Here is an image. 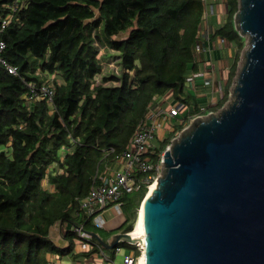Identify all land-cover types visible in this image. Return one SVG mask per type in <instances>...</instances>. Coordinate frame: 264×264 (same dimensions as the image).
<instances>
[{
	"label": "trees",
	"instance_id": "trees-1",
	"mask_svg": "<svg viewBox=\"0 0 264 264\" xmlns=\"http://www.w3.org/2000/svg\"><path fill=\"white\" fill-rule=\"evenodd\" d=\"M227 3V18L212 36L238 48L220 77H227L223 96L202 108L187 76L200 70L194 47L209 23L206 0H0L1 55L19 71L0 61V264H50L53 254L74 256L75 239L83 238L72 227L65 233L69 244H55L50 230L57 223H82L104 240L134 228L148 185L124 192L126 219L113 230L96 226L81 201L104 165L127 148L157 97L171 92L188 110L166 138L149 147L150 160L158 159L190 115L226 102L245 44L234 20L239 0ZM102 46L107 54L117 52L111 55L120 59V74L97 78ZM30 82L52 84L53 105L31 97ZM91 241L83 254L102 247L95 236ZM119 245L135 257L140 253L136 244Z\"/></svg>",
	"mask_w": 264,
	"mask_h": 264
},
{
	"label": "water",
	"instance_id": "water-1",
	"mask_svg": "<svg viewBox=\"0 0 264 264\" xmlns=\"http://www.w3.org/2000/svg\"><path fill=\"white\" fill-rule=\"evenodd\" d=\"M235 16L251 37L236 99L165 149L141 242L88 232L107 249L139 244L144 264H264V0H240Z\"/></svg>",
	"mask_w": 264,
	"mask_h": 264
},
{
	"label": "built area",
	"instance_id": "built-area-1",
	"mask_svg": "<svg viewBox=\"0 0 264 264\" xmlns=\"http://www.w3.org/2000/svg\"><path fill=\"white\" fill-rule=\"evenodd\" d=\"M207 1V0H206ZM211 10L214 6L211 5ZM8 22L5 19L2 22V28ZM207 32L203 29L200 33V40L196 42L194 49L196 53L202 52L206 53V48L203 41L206 37ZM5 47V41L0 39V61H2L8 70L12 73H19L18 68L7 62L4 57H2L1 52ZM209 57V56H208ZM204 58H206L204 56ZM205 60V59H203ZM208 75L203 70L198 72H192L187 76L188 82H193L196 77L203 76L204 84L209 86L210 90L213 88V81L215 71L214 68L209 69ZM31 91L34 93L31 97H44L47 98L51 105L54 102V86L52 84L43 83L37 85L34 82L28 83ZM187 107L184 101L172 102L169 106H160L159 114H168L173 117H178L182 111ZM202 107V106H201ZM203 108V107H202ZM200 114L190 115L189 120H195L199 118ZM202 115V114H201ZM158 112L155 110L148 109L145 116L140 120L139 125L131 137L127 148L123 153L117 156L116 160L111 163H118L120 168L114 170L110 174H101L97 181H95L90 189V192L81 201L82 209L90 216L94 224L98 227L105 226V218L101 214V211L109 205H114L118 210L122 209L123 201L121 199L124 192H133L142 189L144 185H148V188L156 179L157 174L161 172L164 167V151L159 154L158 159L150 160L147 155L149 147L154 146V139L157 136V126L159 122L157 121ZM168 146V145H167ZM72 227L77 231L78 235L83 238L84 244L92 243V235L88 233L84 228L83 224L72 225ZM140 246V245H139ZM101 251L104 252L103 248ZM122 250V246L117 244L115 247V252L118 253ZM137 257L133 253L124 254L125 264H137L135 263Z\"/></svg>",
	"mask_w": 264,
	"mask_h": 264
},
{
	"label": "crops",
	"instance_id": "crops-1",
	"mask_svg": "<svg viewBox=\"0 0 264 264\" xmlns=\"http://www.w3.org/2000/svg\"><path fill=\"white\" fill-rule=\"evenodd\" d=\"M211 5H212V3H211ZM214 18L215 17L213 15H211V17H210L211 21ZM226 18H227V15H226ZM221 23H224V22H215L214 28L216 27V25L221 24ZM209 25H210L209 23H208V25L207 24L205 25L204 29L206 32L209 31V27H210ZM213 30H212V33H208L207 38H205L203 41V44L206 48V53L205 52H204V54L203 53L201 54L200 52L198 53L200 70H202V68H204L205 71L207 72L206 75H208V72H209L208 65H210V62L207 64H203V62H204L203 55L205 57H207V55H208L209 57H211L212 60H215V58H217L216 61L219 62L220 61L219 58H221L222 55H225L228 53L230 54V52L227 53V51L225 49H221V51H220V49L217 48L216 44L212 48V42L216 43L215 40L217 38V37L213 38V36H212ZM209 49H211V51L208 52ZM212 49H213L214 53L212 52ZM100 54H101V52H100ZM212 54H213V58H212ZM217 54H218V56H217ZM213 68H215V67H213ZM218 68L219 67H217V70L220 73V70ZM218 72H217V74H218ZM47 76H48L47 79H50V78H52L53 75L52 76L47 75ZM215 76L216 75H214V77ZM219 76L221 77V73L219 74ZM217 78L219 80L221 79L219 77H217ZM199 83H202V81L199 80L198 84ZM187 85H188V88H190V90L197 93L198 97L206 98V100H207V98L209 96H211V94L214 91L215 79L213 81V89L212 90H209L207 88H203L202 86H195L196 84L194 82H188L187 81ZM204 86H206V85H204ZM215 90H217V89H215ZM202 98L200 100H202ZM175 101H177V100L171 95V92H170L166 95L157 97L156 100L154 101V103L149 107V109L151 111L155 110L158 112L157 121L159 122V124L157 126V136L156 137H158L159 139H164V137H166V135L168 136V134L171 132L170 129H172V124H169L168 122H172L174 125L177 122V120H179V118L181 119V117H183L184 115L187 114L188 105L182 111L180 116H178V117H173V116H170L168 114H159L160 106L167 107L172 102H175ZM118 168H120V165H118V163H106L101 170V174H103V175L110 174ZM117 210H118L117 207L112 204V205L107 206L105 209H103L101 211V214L105 218V226L103 227V228H105V230L108 231V230L116 229L124 223L126 218H125V215H124L122 209L118 210V212H117ZM71 228H72L71 223H57V224H55L50 230V236H51L52 240L55 242V244H57L59 246H67L69 244V239L65 236V233H66L67 229H71ZM113 234L110 237L111 239H112ZM110 238L108 240H111ZM91 245L92 244H90V243H88L86 245L81 240L75 239V245L73 248L74 256H72L71 254H68V255L53 254L50 256V261H51L50 264H114V262H115L114 258L118 253L113 251V249L107 250L105 248L104 252H102L100 247H99V249L96 252H92L89 255L83 254L84 252L90 251ZM120 252L123 253L122 250ZM127 252L132 253V250L129 251V250L125 249L124 254ZM123 262H124V260H123Z\"/></svg>",
	"mask_w": 264,
	"mask_h": 264
},
{
	"label": "rangeland",
	"instance_id": "rangeland-1",
	"mask_svg": "<svg viewBox=\"0 0 264 264\" xmlns=\"http://www.w3.org/2000/svg\"><path fill=\"white\" fill-rule=\"evenodd\" d=\"M211 3L214 6L213 10H211L212 9L211 8ZM239 7H240V0H239ZM227 11H228L227 0H207V13H208L207 14V18H209V24H210L209 26L210 27H209V31H207L206 37L208 36V33H212V30L214 29V25H215L214 23L215 22H225ZM211 15H213L215 17L214 18L215 20L214 19H213L214 21L212 20L213 22L210 19ZM235 15H236V13H235ZM234 20H235V25L238 28V21H237V17L236 16H234ZM238 30H239V28H238ZM241 35L245 36V44H244L242 50L240 51V57H239V59L237 61V69H236L235 75L233 77V81H232V84H231V87H230V92H229L228 99L223 104V106H221L219 109L211 111V112H208V113H203L202 115L200 114V115H198V116H200L198 119H195V120L190 119L189 122L185 125V127L183 126L180 130L177 131V133H175V135L172 137V139L170 140V142H169V144H168V146L166 148H170V146H172V144L175 141L179 140L185 133L190 131L194 127L196 122H198L199 120L208 119V118H210L211 116H214V115L221 114V112L224 109L229 108L232 105V103L234 102V100L236 99V94H235L234 88H235L236 83H237L238 75H239L242 67L246 63V51L249 49V47L251 45V37H250V35L248 33L247 34H241ZM118 36L119 35L115 36V38H118ZM102 41L103 42H107V37H105V34H103V33H102ZM215 41H216V43L212 42V48L216 44L217 48H219L220 51H221V49H225L227 51V53L230 52V54L228 53L229 55L228 54L222 55V57L219 58V60H220L219 62L216 61L217 58H215V60H212L211 57H208V55H207L206 58H204L205 60H204L203 64H207V63L210 62V65H208V67H209V69H212L213 67H215L214 71H215V75L216 76L214 77L215 85H214L213 93L211 94V96H209L207 98V100H206V98H202V107L203 108H205L209 104H215L223 96V93H224L223 92V90H224L223 86H224V84L226 82V78L227 77L225 79L219 80L217 78V72H218L217 67H219L218 69L220 70L221 76L224 78V76H226V74L229 71V68L231 66V62L234 61V56H235L237 48H238L237 46H235V44H232L230 41H228V40H226L224 38H221V37L220 38L217 37ZM105 51H106V48L104 46H102L101 47V60H102V63H103V70H102V74L98 75V77H97L98 79L101 78V75H108V74H113V73L120 74L121 73V65H120L119 57L112 56L114 54H117V52L112 51V52H109L110 54H107V53H105ZM209 51H211V49H209L208 52ZM212 52H213V49H212ZM217 56H218V54H217ZM212 58H213V54H212ZM202 70H203L204 73H207L204 68H202ZM225 71H226V73H225ZM223 74H224V76H223ZM205 76H206V74H205ZM219 78H220V76H219ZM199 80L202 81V83L198 84ZM193 82L196 84L195 86H202L203 88H207L206 86H204L205 84L203 83L204 82V77L203 76L196 77L193 80ZM207 89L210 90V88H207ZM215 89H217V90H215ZM178 121L179 120H177V122ZM168 123L172 124V129H170V130H173L174 129L173 128L174 127L173 123L172 122H168ZM166 137H167V135H166ZM166 137H164V138H166ZM154 142L158 143V138L157 137L154 139ZM165 169H166V164H164V167L161 170V172L157 174V177H156L157 179H159L161 176H163V174L165 173ZM149 189H150V186H149L148 190ZM145 196L141 200L140 205H139V207L137 209V217L139 215L141 203L144 200ZM117 212H118V210H117ZM137 217H136V219H137ZM136 222H137V220H135V224H136ZM136 245L138 246V250L140 251V253L137 256V260H136L135 263L139 264V258H140V255H141V247L139 246V244H136ZM122 248H123L122 249L123 253L122 252H118V254L114 258V261H115L114 264H125V262H123V260H124V255L123 254H124V250L126 249V247H122ZM129 251H131V250H129ZM132 253L134 254L133 251H132Z\"/></svg>",
	"mask_w": 264,
	"mask_h": 264
},
{
	"label": "bare ground",
	"instance_id": "bare-ground-1",
	"mask_svg": "<svg viewBox=\"0 0 264 264\" xmlns=\"http://www.w3.org/2000/svg\"><path fill=\"white\" fill-rule=\"evenodd\" d=\"M156 179L153 181L154 183L151 182L152 184H150V189L148 190L144 200L142 201V204L140 206V211H139L140 214H139L138 220H137L134 228L130 231L128 236L124 235L122 237L124 240H129L132 242H135V241L141 242L142 238L144 237V229H143L144 204H145L147 197L153 193L154 189L158 185V179L157 180ZM139 264H144V258L143 257H141Z\"/></svg>",
	"mask_w": 264,
	"mask_h": 264
},
{
	"label": "clouds",
	"instance_id": "clouds-1",
	"mask_svg": "<svg viewBox=\"0 0 264 264\" xmlns=\"http://www.w3.org/2000/svg\"><path fill=\"white\" fill-rule=\"evenodd\" d=\"M92 236H93V235H92ZM120 242H121V241H120ZM120 242H119V243H120ZM100 244H101V243H100ZM101 245H102V244H101ZM102 248H103V250H105L106 247H104V246L102 245ZM100 249H101V248H100Z\"/></svg>",
	"mask_w": 264,
	"mask_h": 264
}]
</instances>
